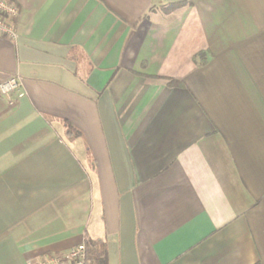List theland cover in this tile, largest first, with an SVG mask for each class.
I'll return each mask as SVG.
<instances>
[{
    "label": "crops",
    "instance_id": "0c3cea01",
    "mask_svg": "<svg viewBox=\"0 0 264 264\" xmlns=\"http://www.w3.org/2000/svg\"><path fill=\"white\" fill-rule=\"evenodd\" d=\"M7 1L0 264H264V0Z\"/></svg>",
    "mask_w": 264,
    "mask_h": 264
},
{
    "label": "built area",
    "instance_id": "2783aa9c",
    "mask_svg": "<svg viewBox=\"0 0 264 264\" xmlns=\"http://www.w3.org/2000/svg\"><path fill=\"white\" fill-rule=\"evenodd\" d=\"M19 16L16 4L7 0H0V34L7 37H16L17 30L13 20ZM21 79L11 76L0 82V92L8 97L14 93L22 96L20 91ZM28 264H86V246L83 243L62 253H52Z\"/></svg>",
    "mask_w": 264,
    "mask_h": 264
},
{
    "label": "trees",
    "instance_id": "16d2710c",
    "mask_svg": "<svg viewBox=\"0 0 264 264\" xmlns=\"http://www.w3.org/2000/svg\"><path fill=\"white\" fill-rule=\"evenodd\" d=\"M183 1L176 2L174 4L165 7V11H171V9L182 5ZM170 85H181L182 83L177 80H170ZM72 127L71 125H69ZM84 244L86 246V264H107L106 255L98 248L96 242L88 236L84 238Z\"/></svg>",
    "mask_w": 264,
    "mask_h": 264
}]
</instances>
